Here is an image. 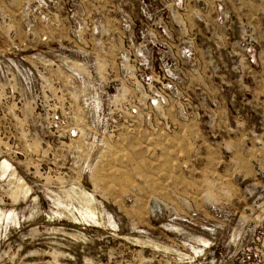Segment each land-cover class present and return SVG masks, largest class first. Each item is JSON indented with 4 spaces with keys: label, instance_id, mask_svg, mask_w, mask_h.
Segmentation results:
<instances>
[{
    "label": "rangeland",
    "instance_id": "374dc122",
    "mask_svg": "<svg viewBox=\"0 0 264 264\" xmlns=\"http://www.w3.org/2000/svg\"><path fill=\"white\" fill-rule=\"evenodd\" d=\"M262 41L264 0H0V264H264Z\"/></svg>",
    "mask_w": 264,
    "mask_h": 264
},
{
    "label": "crops",
    "instance_id": "0c3cea01",
    "mask_svg": "<svg viewBox=\"0 0 264 264\" xmlns=\"http://www.w3.org/2000/svg\"><path fill=\"white\" fill-rule=\"evenodd\" d=\"M205 45L208 46V48L210 49L211 52H213V54L217 56V54L219 53L220 50H224V48L228 45H233L232 41H205ZM264 41H262L263 43ZM197 46H201L202 45H197ZM204 46V45H203ZM223 53V52H222ZM241 55V53H240ZM257 74H263L264 71H255Z\"/></svg>",
    "mask_w": 264,
    "mask_h": 264
}]
</instances>
